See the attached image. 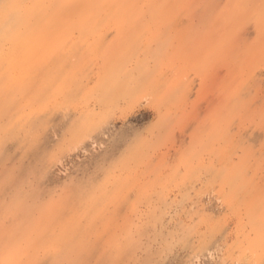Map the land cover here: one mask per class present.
Here are the masks:
<instances>
[{
  "label": "rangeland",
  "instance_id": "rangeland-1",
  "mask_svg": "<svg viewBox=\"0 0 264 264\" xmlns=\"http://www.w3.org/2000/svg\"><path fill=\"white\" fill-rule=\"evenodd\" d=\"M0 264H264V0H0Z\"/></svg>",
  "mask_w": 264,
  "mask_h": 264
}]
</instances>
